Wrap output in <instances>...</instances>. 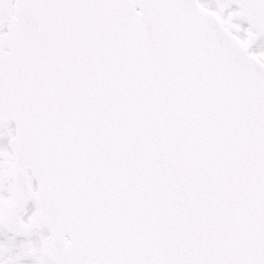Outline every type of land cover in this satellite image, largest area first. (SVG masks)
<instances>
[{
  "label": "snow or ice",
  "instance_id": "6c2138e0",
  "mask_svg": "<svg viewBox=\"0 0 264 264\" xmlns=\"http://www.w3.org/2000/svg\"><path fill=\"white\" fill-rule=\"evenodd\" d=\"M0 264H264V0H0Z\"/></svg>",
  "mask_w": 264,
  "mask_h": 264
}]
</instances>
